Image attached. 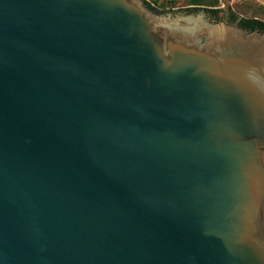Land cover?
Returning <instances> with one entry per match:
<instances>
[{"label": "water", "instance_id": "obj_1", "mask_svg": "<svg viewBox=\"0 0 264 264\" xmlns=\"http://www.w3.org/2000/svg\"><path fill=\"white\" fill-rule=\"evenodd\" d=\"M0 264H264V22L0 0Z\"/></svg>", "mask_w": 264, "mask_h": 264}, {"label": "rangeland", "instance_id": "obj_2", "mask_svg": "<svg viewBox=\"0 0 264 264\" xmlns=\"http://www.w3.org/2000/svg\"><path fill=\"white\" fill-rule=\"evenodd\" d=\"M154 7L166 9H182L189 7L223 8L231 6L233 11L246 18L264 21V0H147Z\"/></svg>", "mask_w": 264, "mask_h": 264}, {"label": "flooded vegetation", "instance_id": "obj_3", "mask_svg": "<svg viewBox=\"0 0 264 264\" xmlns=\"http://www.w3.org/2000/svg\"><path fill=\"white\" fill-rule=\"evenodd\" d=\"M211 9H217V8H211ZM242 17H244V16H242ZM244 18H246V17H244ZM246 19H250V18H246ZM252 19H256V18H252ZM260 20V19H259ZM260 21H262V20H260ZM264 22V21H263Z\"/></svg>", "mask_w": 264, "mask_h": 264}, {"label": "trees", "instance_id": "obj_4", "mask_svg": "<svg viewBox=\"0 0 264 264\" xmlns=\"http://www.w3.org/2000/svg\"><path fill=\"white\" fill-rule=\"evenodd\" d=\"M263 22V21H262Z\"/></svg>", "mask_w": 264, "mask_h": 264}]
</instances>
